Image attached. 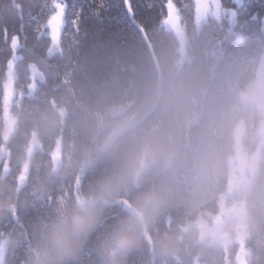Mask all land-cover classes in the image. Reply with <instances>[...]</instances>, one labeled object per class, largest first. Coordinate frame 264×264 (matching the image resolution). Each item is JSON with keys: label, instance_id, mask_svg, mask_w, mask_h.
I'll use <instances>...</instances> for the list:
<instances>
[{"label": "trees", "instance_id": "obj_1", "mask_svg": "<svg viewBox=\"0 0 264 264\" xmlns=\"http://www.w3.org/2000/svg\"><path fill=\"white\" fill-rule=\"evenodd\" d=\"M65 2L66 23L53 47L45 26L52 0H0V177L20 194L0 222V238L14 229L27 245L34 223L58 200L94 192L102 177L122 176L118 193L68 264H102L98 245L147 194L158 197V210L121 264H236L233 219L225 224L230 240L220 245L200 223H210L227 185L234 126L242 122L240 141L248 151L259 141L252 135L260 111L238 95L264 57V26L232 25L219 16L200 22L194 0H175L182 44L164 19L166 0H131L142 28L123 0H106L101 17L91 14L96 0ZM73 4L84 6L78 33ZM238 11L241 20L250 11L264 13V0H244ZM115 34L126 39L106 47ZM11 79L15 122L4 138V92ZM34 137L38 148L31 152ZM258 161L247 189L234 193L247 216L246 264H264V139ZM38 182L43 191L25 205L23 193ZM164 234L175 241L167 255L156 245ZM23 256V246L9 249L3 264H21Z\"/></svg>", "mask_w": 264, "mask_h": 264}, {"label": "clouds", "instance_id": "obj_2", "mask_svg": "<svg viewBox=\"0 0 264 264\" xmlns=\"http://www.w3.org/2000/svg\"><path fill=\"white\" fill-rule=\"evenodd\" d=\"M123 182L122 176L102 177L94 192L75 199L58 200L51 214L34 223L30 243L23 245L21 233L10 229L0 238V252L23 246L21 264H68L79 255L103 207L118 193ZM42 191V182L33 185L23 193V203L30 204L31 198ZM19 197L20 194L9 189L0 177V222L8 220ZM158 206V197L147 194L139 206L118 222L98 245L102 264H121V259L137 245L143 229L155 217ZM156 245L161 255H167L173 250L175 241L164 234L158 237Z\"/></svg>", "mask_w": 264, "mask_h": 264}, {"label": "rangeland", "instance_id": "obj_3", "mask_svg": "<svg viewBox=\"0 0 264 264\" xmlns=\"http://www.w3.org/2000/svg\"><path fill=\"white\" fill-rule=\"evenodd\" d=\"M194 3L197 13L196 18L198 21L201 22L206 17L217 16L211 9L208 11L207 15H202V5L198 3V0H194ZM52 14L53 12L50 14V16ZM46 25L47 23L45 24V26ZM168 25L178 34V36H180V42L184 44L183 26L179 22V16L177 13L173 15L170 20H168ZM47 31H49L48 34L50 35L49 28H47ZM258 64L259 66L256 77L250 80L248 84H246L245 88L240 91L238 98L243 104L254 101L256 107L260 111L261 120L255 127V131L252 135L253 137L257 136L259 141L256 143V145H254L251 151H248L241 145L240 141L245 131L242 122H239L234 126L233 137L234 141H236L234 151L235 154L230 162L231 164L228 172L229 176L226 183L227 185L218 197V210L216 214L209 216L211 218L210 223H200V229L202 230L203 234L207 235L211 242H216L220 245L223 240H230V232L226 228L225 224L226 221L233 219L232 233L234 240L238 243L237 247L239 249L237 254L235 255L236 264H246V250L242 247V242L244 240V237L246 236L247 227L245 226V221L247 219V216L245 213L244 205H242V201L239 198H236L235 194L239 191H242V189H247L246 187L249 186V182H251L252 178L257 174L259 164L258 160L260 157V145L262 139H264V57L259 60ZM32 77L27 84L28 93H31L34 89ZM11 82L12 79L10 80V84H7V86H5L4 92L5 102L7 103V105L3 107L5 119L3 129L4 138H6L13 132L12 129L15 122V119H13V116L11 115V107L12 104L15 103L16 93ZM37 148L38 141L34 137L30 142L29 150L33 152ZM0 264H3L2 252H0Z\"/></svg>", "mask_w": 264, "mask_h": 264}, {"label": "snow or ice", "instance_id": "obj_4", "mask_svg": "<svg viewBox=\"0 0 264 264\" xmlns=\"http://www.w3.org/2000/svg\"><path fill=\"white\" fill-rule=\"evenodd\" d=\"M53 14L49 17L46 27L50 29L51 45L55 47L60 42L62 28L66 23L65 14L67 10V3L65 0H52ZM125 11L137 28H142V25L135 21V12L131 3V0H123ZM198 3L202 5L201 14L207 15L211 9L215 15L226 18L230 24H247L259 21V24L264 26V13H258L256 11H250L246 17L241 20L239 8L244 6V0H229V4L226 5L224 0H198ZM107 7L106 0H96L95 6L91 9V14L97 17H101ZM72 16L74 19L71 21L72 25L79 32L80 24L84 14V6L77 7L75 4L72 6ZM166 14H164L165 21L171 19L176 14L175 0H166L165 3ZM126 38L121 37L119 34L113 35L105 44L106 47L112 48L118 46ZM16 38H13V44L15 46Z\"/></svg>", "mask_w": 264, "mask_h": 264}]
</instances>
